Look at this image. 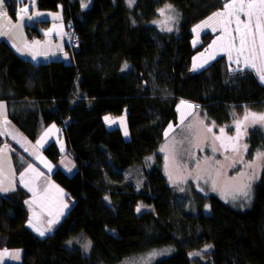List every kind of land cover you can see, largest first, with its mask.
I'll use <instances>...</instances> for the list:
<instances>
[{"label": "trees", "instance_id": "trees-1", "mask_svg": "<svg viewBox=\"0 0 264 264\" xmlns=\"http://www.w3.org/2000/svg\"><path fill=\"white\" fill-rule=\"evenodd\" d=\"M7 2L15 17L17 0ZM86 2L36 0L39 10L62 11L70 63L25 60L0 42V101L8 104V119L34 143L42 126L59 127L77 165L72 176L60 168L51 175L72 202L44 236L30 227L24 187L0 194V249L21 250L19 264H121L164 247H173L172 255L154 264H264V172L251 207L242 210L216 195L178 192L156 154L169 125L177 122L181 100L218 124L230 120L232 107L264 102L256 71L235 67L224 54L192 70L196 56L222 32L204 33L194 47L192 28L223 10L225 1L138 0L132 10L126 0H92L89 8ZM165 3L181 15L177 36L155 35L150 25ZM68 24L79 34L78 52L69 46ZM49 25L31 23L27 32L40 37ZM105 117L124 125L110 128ZM59 145L54 140L42 148L54 166L64 155ZM12 158L19 175V160ZM147 160L149 170L137 182L134 172ZM140 204L149 210L138 213ZM86 240L92 245L88 255L82 249ZM209 245L207 259L192 255Z\"/></svg>", "mask_w": 264, "mask_h": 264}, {"label": "rangeland", "instance_id": "rangeland-1", "mask_svg": "<svg viewBox=\"0 0 264 264\" xmlns=\"http://www.w3.org/2000/svg\"><path fill=\"white\" fill-rule=\"evenodd\" d=\"M21 1L23 2L22 5L17 6L19 20L27 21L29 16H31L32 20H38L47 16V18L54 20V22L60 24L63 23L61 10L58 12L42 11L38 9L36 0H27V2L26 0ZM137 1L138 0H135L130 7L128 0H126L127 5L131 10L135 7ZM224 1L227 2V0ZM91 3L92 0H87L84 7L89 8ZM167 5H171V8L166 7ZM21 9H27V11L22 12ZM161 9H164L163 15H161L159 11ZM159 10L155 18L150 21V25L155 29V35H158V33L161 32L177 36L182 24V18L179 11L170 3L163 4ZM30 11H32V13H30ZM220 11L227 12L225 9ZM220 11L210 13L192 28V44L194 47L200 45L201 37L204 33L209 32L213 35H218L222 30L221 35H218L205 51L196 56L194 63L197 66V69L205 67L212 59L224 54L235 67L239 65L240 68L254 69L259 77L261 73H264V54L259 52V36L256 38V52L251 53L248 50L251 47V43H249L245 45V49L241 54L238 52V49L240 48L239 37L244 34L246 29L244 28V25L241 24V31L240 33H237L235 31L237 25L234 18H232V23L228 24L227 21L229 18L227 15H214V13ZM209 17H212V19H209ZM245 19L246 18L241 14V20ZM205 21H207V23H204ZM254 23L255 19H253V24ZM198 25L199 27H197ZM168 28H171L172 30L168 31ZM229 57H231V59ZM237 59H239V63L235 62ZM246 62L248 64L254 63L255 68L245 67ZM199 65H203V67H199ZM257 70L260 71L258 72ZM262 84L264 85V83ZM181 101L177 108V122L171 124V129L168 128V134L167 136L165 135L163 143L156 152V154L162 156L163 172L169 185L181 193L190 192L189 194H192L194 192L205 195H216L226 204L234 208L242 210L249 209L254 201L255 187L260 181L264 169H256L259 178L252 181L251 192L248 198L237 194V189L240 188L243 183L248 182L247 176L241 177L238 175V172L251 173L252 169L248 168L246 163L253 162L258 151L264 152V124H254L252 123L251 118H249V120L245 122L247 125L246 132L239 135L238 140L229 139V137L235 138L238 136L236 121L238 119L243 120L246 110L257 114L264 113V102L259 105L245 104L238 107H232L230 120L225 124H218L209 119L199 106L186 101L182 104ZM209 128H211L210 132L208 131ZM221 129H224L223 133L220 131ZM241 129L243 131L244 125H241ZM216 137L220 138L216 139ZM12 138L14 139L5 141V144L8 145L10 152L17 156L19 166L22 168L21 173L18 175L20 186L24 187L29 192L28 200L34 198V201L31 203L32 208H30L31 217L34 218L31 221L33 228L41 231L38 228L41 227L42 229L51 231L54 227L52 228V226L50 227L47 225L46 213L48 214L49 212L56 211L55 209H59V211H56L58 213L54 215L59 219L61 218L60 215L62 211L58 208L59 204L56 205L54 202H51V204L48 203L47 200L51 197L55 198V195L51 190L42 195L39 193L48 185L50 180L45 179L44 175L49 174L41 169V167H37V165L34 164L36 159L34 160L33 157L27 154L26 150L30 151V147H33L36 153H38L34 144H32L27 137L28 140L25 138L18 139L19 137L16 138L13 136ZM16 143L19 145L23 144V146L27 143L30 147L25 146L24 148L26 149H23ZM245 143L248 145L246 152L243 149ZM237 144L239 145V154L232 150L233 146ZM12 145H15L16 147H13ZM161 149L164 150L162 151ZM9 150L6 148L0 150V188L6 189V191H0L1 194H7L15 190V170L13 167V158L11 157ZM71 159L72 157L68 155V157L64 158L62 163L64 171L69 176H72L77 172V165L75 161ZM150 160L153 161L154 157L150 158ZM149 165L150 161L147 160L144 163V166L136 169L134 173L136 174L137 182L140 181V176H142L146 170H149ZM234 176L236 177L235 180L232 179ZM213 185H215V187H213ZM138 186H140V183H138ZM58 197L61 200V197L57 196V198ZM41 199H44V203H41ZM65 200L68 204L72 202L70 198ZM42 208L47 210H43ZM138 208L140 209L138 213H141L145 210H149L150 207L140 204ZM206 210L208 212L210 211L209 206H207ZM37 214H40L39 219ZM86 241L87 242L82 245V249L84 253L88 255L91 251L92 245L91 242L88 240ZM72 244L73 242H69L67 246L70 247ZM206 248L207 251H204V248L198 252L200 255H195V257L207 259L205 256L211 251V247ZM1 251H3V249H0V253H4ZM13 251L14 252H11L13 253V257H16V253H22L21 250ZM153 253H156V255H152ZM172 253L173 247L154 249L133 255L125 259L121 264H154L161 259L171 256Z\"/></svg>", "mask_w": 264, "mask_h": 264}, {"label": "crops", "instance_id": "crops-1", "mask_svg": "<svg viewBox=\"0 0 264 264\" xmlns=\"http://www.w3.org/2000/svg\"><path fill=\"white\" fill-rule=\"evenodd\" d=\"M17 2H18V6L22 5L23 3L21 0H17ZM7 3H8L7 0H4L3 11L7 13V16L0 15V42L5 41L20 57H22L25 60L33 61L35 63H48V62L55 61V60H62V61H65L66 63L71 62V55L68 51L67 39L65 37L66 27L64 23L60 24V23L54 22V20L47 18V16H44L43 19H38V20L36 19L35 20L28 19L27 21L19 20V17L17 15L18 13H16L15 17H13L8 12ZM17 11H18V7H17ZM30 13H32V11H30ZM41 21H48L50 22V25L46 29L39 30V33L41 35L40 37L29 36L27 32V27L31 23L41 22ZM33 57H35V59H33ZM0 105H3V107H0V138L2 139V143H1L2 145H0V150L4 148L9 150V147L8 145L5 144L6 143L5 141L14 139L12 138V136L16 138L19 137L18 139L20 138L21 139L25 138L26 140L28 139L20 132L19 128H17L8 119V114H9L8 104L4 101H0ZM119 122L120 123H118L116 118L106 120V124L110 128H115V127L120 128V126L122 127L124 125V124H121L123 122L122 120H119ZM59 130L60 128L56 126H49V127L42 126V134L40 135L38 141L34 143L29 140L32 144H34L38 153H36L35 149L33 147H30L27 143L24 144L26 147H30V151L26 150L27 154L33 157L34 160L36 159L35 160L36 164L39 167H41L44 171L48 172L49 174V175L47 174L44 175L45 179L50 180V181L48 180L49 181L48 185L39 193L42 195L46 192L48 193L49 190H51V192H53V194L55 195V198L51 197L49 200H47L48 203L51 204V202H54L56 203V205L59 204L58 208H60V210L62 211L60 215L61 218L59 219L58 217L54 216L55 214L58 213L56 211H59V209H55L56 211H52L51 213L49 212L48 214L45 212L46 213V223L48 226L50 227L52 226V228L53 227L55 228L59 224V222L61 221V219L65 216L67 212L68 205H70L65 200L69 198L66 192L60 186H58L55 182H53L51 178V175L55 169L60 168L61 170L64 171V167L62 163H63L64 158L68 157V154L65 151L64 142L62 139L59 138V132H60ZM54 140H56L60 144L59 145L60 150H62L64 154L57 166H54L48 160V158L42 153V148H44L45 145L49 144L51 141H54ZM12 142L15 143L14 141ZM16 144L20 146V148L26 149L24 148L25 146H23V144L22 145H19L18 143ZM11 157H12V153H11ZM13 167L15 170L14 187L16 190L17 186L20 184V181H19L18 174L16 173L14 162H13ZM2 195H5V194H2ZM57 196H60L61 200L59 199V197L57 198ZM33 201H34V198L28 200L27 205H28L29 210L30 208H32L31 203ZM42 202L44 203V199H41V203ZM42 209L47 210L44 208ZM37 216L39 219L40 214H37ZM33 219L34 218L31 217V212H30V227L32 228H33V225L31 221ZM49 221H52V223L49 224ZM38 228L41 231H44L46 234H49L51 233V231L54 230V228L51 229V231L42 229L41 227H38ZM6 251H7V255H0V264H8V263L19 264L21 263L22 253H19L18 257L17 256L13 257V253H11V252H14L13 250H6ZM1 252H5V250Z\"/></svg>", "mask_w": 264, "mask_h": 264}, {"label": "snow or ice", "instance_id": "snow-or-ice-1", "mask_svg": "<svg viewBox=\"0 0 264 264\" xmlns=\"http://www.w3.org/2000/svg\"><path fill=\"white\" fill-rule=\"evenodd\" d=\"M134 2L135 0H128L129 6L131 7ZM3 7H4V0H0V15L7 16V13L3 11ZM166 7L171 8V5H167ZM223 7L225 10H227V12L220 11V12L214 13V15L215 16L227 15V17L229 18L227 21L228 24H231L232 18H234L236 25H237L235 29L237 33H240L241 31V28H240L241 24H243L244 28L246 29L244 34L239 37L240 48L238 49V52L242 54L245 49V45L251 43V47L248 50L251 53H255L256 44H257L256 38L257 36H259V52L261 54H264V0H227V2L224 3ZM21 11L24 12V11H27V9H21ZM159 11L161 15L164 14V9H161ZM241 14L246 18L245 20H241ZM28 18L31 19V16H29ZM209 19H212V17H209ZM253 19H255L254 24H253ZM204 23H207V21H205ZM197 27H199V25ZM167 30L171 31L172 29L168 28ZM229 58L231 59V57ZM33 59H35V57H33ZM235 62L239 63V59H237ZM199 67H203V65H199ZM245 67L255 68V64L254 63L248 64L246 62ZM127 68H128V65L125 64L122 71H124ZM192 70L196 71L197 66L194 65ZM240 70L242 71L243 69H240ZM257 71L259 72L260 70H257ZM259 78L261 82L264 83V73H261ZM181 103L183 104L185 102L181 101ZM0 107H3V105H0ZM249 118H251L252 123L254 124L255 123L264 124V113L257 114V113H253V112L246 110L243 120L238 119L236 121V129H237L238 136L235 138L229 137V139L238 140L239 135H242L243 132H246L247 125L245 124V122L248 121ZM105 119L107 120L108 118L105 117ZM241 125H244L243 131L241 129ZM169 128L171 129L172 125H169ZM208 131L210 132L211 128H209ZM220 131L223 133L224 129H221ZM167 134L168 133L166 132L165 135L167 136ZM125 135H127V132H125ZM219 138L220 137H216V139H219ZM243 149L245 152L247 151L248 145L246 143L243 145ZM161 150L163 151L164 149H161ZM232 150L236 151L239 154V145L238 144L234 145ZM246 166L252 169V172L251 173L238 172V175L241 177L247 176L248 182L243 183L241 187L237 189V194L248 198L251 192L252 181L259 178V174L256 171V169L257 168L264 169V152L258 151L256 153L255 160L251 163H246ZM232 179L235 180L236 177L234 176L232 177ZM213 187H215V185H213ZM0 191H6V189L0 188ZM105 199L107 200V197H105ZM137 211L139 212L140 209L137 208ZM51 223L52 221H49V224ZM39 235L44 236L45 232L39 231ZM207 247H211V245ZM204 251H207V248H205ZM0 255H7V251L5 250V252L0 253ZM152 255H156V253H153ZM192 255H200V253H193ZM16 256L18 257L19 253H16Z\"/></svg>", "mask_w": 264, "mask_h": 264}, {"label": "built area", "instance_id": "built-area-1", "mask_svg": "<svg viewBox=\"0 0 264 264\" xmlns=\"http://www.w3.org/2000/svg\"><path fill=\"white\" fill-rule=\"evenodd\" d=\"M67 38L69 40V46L74 52H78L80 48V37L73 24L67 25ZM192 104V103H191Z\"/></svg>", "mask_w": 264, "mask_h": 264}]
</instances>
